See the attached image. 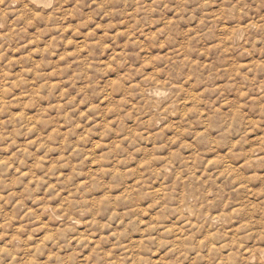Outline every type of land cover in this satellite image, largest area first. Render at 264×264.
Masks as SVG:
<instances>
[{"label": "clouds", "instance_id": "obj_1", "mask_svg": "<svg viewBox=\"0 0 264 264\" xmlns=\"http://www.w3.org/2000/svg\"><path fill=\"white\" fill-rule=\"evenodd\" d=\"M0 264H264V0H0Z\"/></svg>", "mask_w": 264, "mask_h": 264}, {"label": "rangeland", "instance_id": "obj_2", "mask_svg": "<svg viewBox=\"0 0 264 264\" xmlns=\"http://www.w3.org/2000/svg\"><path fill=\"white\" fill-rule=\"evenodd\" d=\"M69 27H71V26H69ZM69 54H71V51H70V53Z\"/></svg>", "mask_w": 264, "mask_h": 264}]
</instances>
